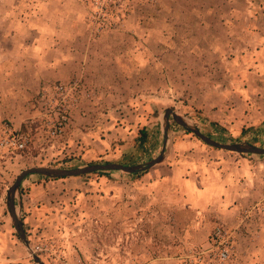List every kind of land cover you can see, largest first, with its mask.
I'll list each match as a JSON object with an SVG mask.
<instances>
[{
    "label": "crops",
    "instance_id": "1",
    "mask_svg": "<svg viewBox=\"0 0 264 264\" xmlns=\"http://www.w3.org/2000/svg\"><path fill=\"white\" fill-rule=\"evenodd\" d=\"M70 3L0 0V131L4 121L18 130L28 127L46 159L59 167L82 168L130 159L134 165L147 163L151 157L139 152V131L150 132L152 151L155 140L163 149L164 131L158 137L151 131L159 126V101L165 97L184 95L185 115L203 133L207 126L224 142L252 127L264 128V0H201L193 15L200 18L207 46L197 48L186 40L184 51L167 52L177 64L170 71H178L168 81L159 49L146 56L143 44L136 42L133 51L124 40L133 39L130 33H122L123 47H111L110 35L98 43L81 31L83 20L69 13ZM76 78L90 95L72 106L67 139L60 144L49 136L46 122L52 115L41 108L38 94ZM178 133L183 131H174L175 141ZM259 142L264 145V135ZM74 179L83 185L94 181ZM95 183L109 190L144 185L151 197L175 200L178 216H196L200 222L192 220L186 232L199 224L204 242L218 224L234 231L231 264H264V156L211 150L185 139L174 144L165 162L143 175L108 172ZM28 188L27 201L33 204L46 186ZM24 223L26 229L28 220Z\"/></svg>",
    "mask_w": 264,
    "mask_h": 264
},
{
    "label": "rangeland",
    "instance_id": "2",
    "mask_svg": "<svg viewBox=\"0 0 264 264\" xmlns=\"http://www.w3.org/2000/svg\"><path fill=\"white\" fill-rule=\"evenodd\" d=\"M62 1L72 3L68 5L67 10L76 18L83 20L80 25L81 31L88 32L98 43L99 41L102 43V38L110 35L114 39L115 44L111 46L114 48L123 47L122 43L125 40L130 42L133 51L137 48L136 42L139 47L143 44L146 56L149 50L159 49L164 69L162 74L166 81L178 73L170 71L177 64H174V57L166 55L167 52L184 51L186 40L189 45L197 48L207 46V42L202 40L204 33L200 31V18L193 15L196 9L200 10L201 0ZM214 29L216 31L215 26ZM122 33H130L133 39H120ZM136 33L140 36L137 37ZM213 34L220 35L218 32ZM180 58L184 60L189 56ZM165 98L167 99L159 101L161 115L159 126H155L151 133L157 132L158 137L162 133L161 130L164 131V112L170 108L196 125L185 115L187 100L184 95L176 96V100ZM7 125L14 131L30 134L31 142L25 150H0V264H37L31 251L38 246L43 249L38 255L46 264L196 263L197 253L207 244V241L203 240L206 234L201 231L199 224H196L193 231L186 232L190 223L198 220L196 216H178L175 200L162 195L159 198L151 197V194L146 193L149 191L148 188H143L144 185L138 188L125 185L126 188L122 190L105 189L104 186L95 183L98 177L103 176L98 174L83 176L85 180H94L92 184L87 182L85 185L73 183L78 181L74 177L55 180L32 175L24 181L27 186L23 189L24 195L22 191L18 195L17 205L20 216L24 221L28 220L26 232L31 247L28 248L18 236L8 211L7 198L10 187L24 170L31 167L51 166L66 169L75 167L70 165L59 167L58 163L46 159L44 151L35 146V134L31 133L28 127L18 130L10 121H4L1 126L5 128ZM178 126L172 119L173 130H181L183 134L176 135L171 152L175 143L185 139H193L202 147L215 149L184 128L179 129ZM157 127L161 129L156 130ZM202 127L204 134L212 133L209 127ZM4 128L0 131V141L6 137ZM255 130L256 128L252 127L249 132L253 133L244 134L241 131L232 137L241 140L240 142L254 144ZM260 131L261 139L264 128ZM259 140L255 145L263 147ZM157 141L154 142L156 150L150 154L151 158L146 162L161 153L162 147L160 143H156ZM50 182H63L64 186L48 187L46 183ZM36 185H45L46 188L31 204L27 201L30 191L28 187ZM187 234L189 236L191 234L189 241L186 240Z\"/></svg>",
    "mask_w": 264,
    "mask_h": 264
},
{
    "label": "water",
    "instance_id": "3",
    "mask_svg": "<svg viewBox=\"0 0 264 264\" xmlns=\"http://www.w3.org/2000/svg\"><path fill=\"white\" fill-rule=\"evenodd\" d=\"M172 119L182 128L188 132L196 135L205 144L215 149L224 150L226 152L235 153L239 155H255L264 156V147L258 146L248 142L239 143H225L218 141L210 136L204 134L196 125L190 123V121L178 113L173 108L167 109L164 112V146L161 153L144 164L138 165H126L122 163H104V164H92L82 168L66 169L57 168L51 166H35L24 170L20 176L16 179L15 183L10 187L8 191V211L12 218L14 227L18 233V236L23 241V243L30 247V242L28 240L27 232L25 229V223L23 218L18 212V195L21 193V188L24 181L32 176L38 175L49 179H65L73 177H82L95 174L98 172H123L129 175L138 174L146 172L153 169L154 167L165 162L171 153L172 143L174 141V130L172 128ZM34 261L37 264H46L42 258L31 251Z\"/></svg>",
    "mask_w": 264,
    "mask_h": 264
},
{
    "label": "built area",
    "instance_id": "4",
    "mask_svg": "<svg viewBox=\"0 0 264 264\" xmlns=\"http://www.w3.org/2000/svg\"><path fill=\"white\" fill-rule=\"evenodd\" d=\"M83 95H90L84 83L76 78L72 82L56 83L43 89L38 94L41 108L49 113L51 118L46 122L49 136L57 143H64L72 122L71 108L78 104ZM6 137L0 141V150H25L31 142L28 133L14 131L7 125L4 128ZM236 233L228 227L218 224L207 242L197 253L195 264H231L236 244ZM41 247H36L34 253L40 254Z\"/></svg>",
    "mask_w": 264,
    "mask_h": 264
},
{
    "label": "trees",
    "instance_id": "5",
    "mask_svg": "<svg viewBox=\"0 0 264 264\" xmlns=\"http://www.w3.org/2000/svg\"><path fill=\"white\" fill-rule=\"evenodd\" d=\"M178 128H179V129H183V128L180 127V126H178ZM183 130H184V129H183ZM249 130H250V129L244 130L243 133L246 134V133L249 132ZM188 133H189V132H188ZM259 133H260L259 130L256 129V130H255V135H256L255 138H256V140H255L254 144H256V143H257V140L260 139V135H261V134H259ZM191 134H192V133H191ZM207 135L210 136L211 138H214V139L218 140V141L224 142V139H222L220 136H219V137H215V136H213V135H211V134H207ZM195 137H197V136H195ZM151 138H152V137H151V134H150V132L148 131L147 128H143V129H141V130L139 131L138 146H139V152L142 153L143 155H146V154H152V153L154 152V151H152V148L150 149V143H151V141H152ZM197 138H198V137H197ZM240 141H241V140H235V139L232 137V138L229 139V141H225V142H227V143H238V142H240ZM263 147H264V145H263ZM242 156H251V155H242ZM124 164H126V165H134L135 163H134V160L130 159L129 162L124 163ZM147 172H149V170L146 171V172L138 173V174H136V175H143V174H145V173H147ZM95 174H98V175H106V174H108V172H98V173H95ZM55 180H59V179H55ZM22 194L24 195L23 190H22Z\"/></svg>",
    "mask_w": 264,
    "mask_h": 264
}]
</instances>
